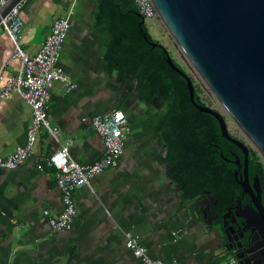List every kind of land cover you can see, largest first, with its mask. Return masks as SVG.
Masks as SVG:
<instances>
[{"label":"crops","instance_id":"0c3cea01","mask_svg":"<svg viewBox=\"0 0 264 264\" xmlns=\"http://www.w3.org/2000/svg\"><path fill=\"white\" fill-rule=\"evenodd\" d=\"M20 15V48L30 56L53 21L69 16L58 66L74 88L66 93L53 82L47 115L60 141L72 140L73 161L89 165L104 154L94 116L120 110L127 132L117 165L73 194L76 216L66 231H52L43 215L56 217L63 209L54 168H36L59 148L43 128L25 163L0 169V264H142L125 248L126 233L164 264H221L232 255L221 246L224 236L203 218V195L188 197L167 175L165 106L141 100L131 76L109 70L104 56L110 33L97 16V0H23ZM12 56L0 28V76L16 75L19 60ZM30 123V107L20 96L0 99V157L24 145Z\"/></svg>","mask_w":264,"mask_h":264},{"label":"water","instance_id":"95a60500","mask_svg":"<svg viewBox=\"0 0 264 264\" xmlns=\"http://www.w3.org/2000/svg\"><path fill=\"white\" fill-rule=\"evenodd\" d=\"M20 1L23 0H13L2 10L0 19ZM151 1L194 70L255 146L264 163V0ZM152 46L160 45L152 43ZM166 63L186 81L190 103L200 112L213 116L221 136L240 149L244 156V175L242 173L240 180L236 179L243 193L251 197L240 203L244 214L231 209L230 232L224 229L226 221H223V227L212 221L208 223L224 236L225 242L221 239V246L235 256L238 264H255V256L264 263V243L254 247L255 236L264 234V207L260 204L258 177L253 178V184L248 179L249 148L230 134L223 113L194 99L195 88L188 73L170 56ZM236 159L240 162L239 157ZM206 195L210 196L208 192ZM208 210L207 204L202 211L204 219L208 218ZM237 218H241L242 223L236 230L233 223ZM230 235H234V239ZM234 241L238 244L234 245ZM247 246L254 247L253 253L250 248H245ZM237 249L241 251L236 254Z\"/></svg>","mask_w":264,"mask_h":264},{"label":"trees","instance_id":"16d2710c","mask_svg":"<svg viewBox=\"0 0 264 264\" xmlns=\"http://www.w3.org/2000/svg\"><path fill=\"white\" fill-rule=\"evenodd\" d=\"M97 16L110 33L104 56L109 70L131 76L141 100L165 106L161 134L167 175L188 197L208 192L220 207L232 205L242 190L223 156L241 154L221 136L217 120L190 103L186 81L167 65L169 51L151 37L133 0H97ZM194 99L205 105L196 89ZM249 151V173L264 190V163Z\"/></svg>","mask_w":264,"mask_h":264},{"label":"built area","instance_id":"2783aa9c","mask_svg":"<svg viewBox=\"0 0 264 264\" xmlns=\"http://www.w3.org/2000/svg\"><path fill=\"white\" fill-rule=\"evenodd\" d=\"M12 1L0 0V13ZM21 3L22 1L18 2L0 19V28L13 47L12 57L19 60L16 75L6 78L0 76V99L6 100L12 94L20 96L30 107L31 123L26 131L24 145L17 146L9 155L0 157V169L14 170L25 163L31 157L40 130L43 128L48 136L59 144V148L54 154L37 161L36 168L39 172L43 171V164L54 168L55 183L63 203V209L58 216L52 217L47 211L43 212V215L47 217L52 231H66L70 229L76 216L73 194L84 186L91 188L90 183L94 177L117 165L123 154L127 121L120 110L94 116L92 125L102 139L104 154L89 165H80L73 161L69 155L72 140L67 138L60 141L58 129L51 126L47 115L49 91L53 82H60L66 93L74 88L73 81L58 66L70 27L69 16H62L53 21L50 33L45 37L38 52L30 56L20 48L23 25L20 15ZM133 3L144 20L160 19L151 0H133ZM124 245L142 264H164L159 259L151 258L141 241L130 233L125 234ZM221 264H238V260L234 255H230Z\"/></svg>","mask_w":264,"mask_h":264},{"label":"rangeland","instance_id":"374dc122","mask_svg":"<svg viewBox=\"0 0 264 264\" xmlns=\"http://www.w3.org/2000/svg\"><path fill=\"white\" fill-rule=\"evenodd\" d=\"M145 24L148 28L151 37L155 41L159 42L161 46L166 48L169 51L170 56L174 60V62L188 73V75L193 81L196 92L201 99L200 101L206 106L217 109L219 112L223 113L228 130L231 135L244 142L249 148V150L256 152L260 156L255 146L247 139L241 129L237 126V124L231 119V117L221 106L220 102L217 100L211 90L206 86L202 78L194 70V68L192 67V65L190 64L178 44L175 42V40L169 33L164 23L161 21V19H157L156 21L147 19L145 20Z\"/></svg>","mask_w":264,"mask_h":264},{"label":"flooded vegetation","instance_id":"af4514ba","mask_svg":"<svg viewBox=\"0 0 264 264\" xmlns=\"http://www.w3.org/2000/svg\"><path fill=\"white\" fill-rule=\"evenodd\" d=\"M231 134V133H230ZM236 138V137H235ZM237 148V147H236ZM238 149V148H237ZM240 154H235L234 152H232V154L235 155V158L231 157V155H227V156H223V160L225 161L224 165L229 167L230 169L233 170L235 179L240 180V176L243 173L244 175V164H243V153L241 152L240 149H238ZM250 151L248 152V157H249ZM236 157H239L240 162H237ZM237 162V163H236ZM248 166H249V162H248ZM248 169V179L250 181L251 184H253V178L257 175L251 176L249 173V168ZM242 190V189H241ZM201 199H203V206L204 209H206L207 204L209 205V210L207 212H209L208 214V221H212L213 224L217 223L219 224V226L223 227V221H226V224L224 226V229L227 230V232H230V226L232 225L231 220H232V214L230 213L231 209H233L234 211H236L238 214H244L243 210L240 208L242 202L247 201L249 199H251V197L248 194H244L243 191L241 192V194L235 199V202L232 205H227L224 207H220L217 201H213V198L208 196V195H203L201 197ZM255 199V198H253ZM260 204L261 206L264 207V190L261 188V193H260ZM224 218V219H223ZM242 223V219L241 218H237L236 221L233 223L234 228L237 230V228L241 226ZM239 232V231H238ZM237 232V233H238ZM232 239H234V235H230ZM254 247H261L264 243V234L261 233L260 235H256L255 239H254ZM242 243L245 244V240L242 239ZM233 244H238L237 241H234ZM254 247H245L250 248L249 251H251V253H253V249ZM241 250H236L235 253H239ZM255 264H264L261 263L257 260L256 256H255Z\"/></svg>","mask_w":264,"mask_h":264}]
</instances>
